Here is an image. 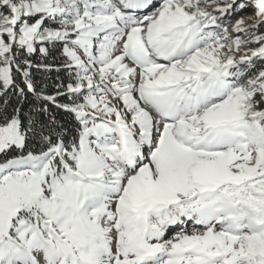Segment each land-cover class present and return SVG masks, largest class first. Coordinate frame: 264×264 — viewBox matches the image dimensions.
<instances>
[{
	"label": "snow or ice",
	"instance_id": "snow-or-ice-1",
	"mask_svg": "<svg viewBox=\"0 0 264 264\" xmlns=\"http://www.w3.org/2000/svg\"><path fill=\"white\" fill-rule=\"evenodd\" d=\"M0 264H264V0H0Z\"/></svg>",
	"mask_w": 264,
	"mask_h": 264
},
{
	"label": "trees",
	"instance_id": "trees-1",
	"mask_svg": "<svg viewBox=\"0 0 264 264\" xmlns=\"http://www.w3.org/2000/svg\"><path fill=\"white\" fill-rule=\"evenodd\" d=\"M58 53L57 52H53L49 57H48V61L51 62L53 60L54 57H57ZM34 60H38L39 59V53L37 52V54L33 57ZM37 75V79H39V74ZM57 73L52 72L51 73V80L49 81V83L54 87V83H55V77H56ZM61 76H63L64 74L61 73ZM52 88L50 87L49 91H51ZM54 112L56 113V117L57 119L60 121V123H62L63 125H65L66 128H68L69 130L73 129L75 126V122L72 119L71 115L63 112V111H59V110H55Z\"/></svg>",
	"mask_w": 264,
	"mask_h": 264
},
{
	"label": "rangeland",
	"instance_id": "rangeland-1",
	"mask_svg": "<svg viewBox=\"0 0 264 264\" xmlns=\"http://www.w3.org/2000/svg\"><path fill=\"white\" fill-rule=\"evenodd\" d=\"M152 9L149 8L147 11H151ZM177 229L173 228L168 232V236H171Z\"/></svg>",
	"mask_w": 264,
	"mask_h": 264
}]
</instances>
